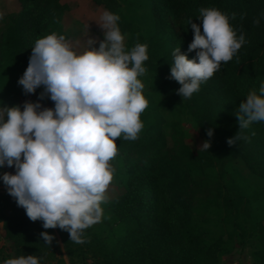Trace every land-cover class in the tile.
I'll return each instance as SVG.
<instances>
[{"label": "trees", "instance_id": "16d2710c", "mask_svg": "<svg viewBox=\"0 0 264 264\" xmlns=\"http://www.w3.org/2000/svg\"><path fill=\"white\" fill-rule=\"evenodd\" d=\"M91 1L119 15L128 48L137 42L147 44V78L141 77L148 100L140 116L143 129L135 140L117 138L120 192L101 204L99 230L85 229L83 243L70 240V234L59 227L43 228V221L31 220L15 198L0 192L1 260L34 254L43 257L41 264L57 255L62 264L86 258L93 264H219L228 242L209 227L205 215L214 207L226 210L237 235L252 244L254 262L264 264V188L239 189L232 182L235 194L217 187L199 200L200 177L212 168L214 158L239 159L264 181V121L240 130L236 115L241 101L264 81V19L253 22L264 11V0ZM18 4L20 11L0 33V103L8 106L20 105L26 94L18 80L28 66L31 47L53 31L63 34L62 16L71 8L59 0H18ZM123 4L131 7V15H126ZM202 7L235 13L230 23L247 42L230 61L221 63L198 92L183 98L177 92L181 85L170 78L172 51L179 47L189 59L195 57L196 50L188 51L194 38L188 21L200 24L197 16ZM140 10L147 11L144 19L136 16ZM162 106L188 115L203 140L210 141L208 151H191L178 124L166 122L160 114ZM238 132L240 139L229 145L227 140ZM231 179L243 182L234 169ZM45 231L53 235L50 245L40 235Z\"/></svg>", "mask_w": 264, "mask_h": 264}, {"label": "clouds", "instance_id": "9594fccd", "mask_svg": "<svg viewBox=\"0 0 264 264\" xmlns=\"http://www.w3.org/2000/svg\"><path fill=\"white\" fill-rule=\"evenodd\" d=\"M235 16L202 7L200 24L189 19L194 38L188 51L196 50V55L189 59L174 48L170 64V78L181 85L177 92L183 98L198 92L247 42L230 23ZM119 19L107 9L101 12L97 24L104 39L98 48L91 47L95 41L88 39V46L79 51L55 31L35 41L18 83L26 94L43 86L40 99L47 94L54 107H42L39 100L25 101L22 109L0 103V168H15L14 174H0V180L31 220L43 221L45 229L66 230L76 243H83L84 230L102 218L101 204L108 199L106 189L115 171L109 162L118 151L117 138L138 137L143 129L140 116L148 106L141 79L147 72V44L137 42L128 48ZM261 19L264 11L253 22L259 24ZM236 115L240 130L264 121V81L241 101ZM207 135H213L211 129ZM238 139L239 132L227 143ZM209 147L205 140L199 150ZM40 235L51 244L53 235L46 231ZM42 260L29 254L0 264Z\"/></svg>", "mask_w": 264, "mask_h": 264}, {"label": "rangeland", "instance_id": "374dc122", "mask_svg": "<svg viewBox=\"0 0 264 264\" xmlns=\"http://www.w3.org/2000/svg\"><path fill=\"white\" fill-rule=\"evenodd\" d=\"M61 4L70 5V11L63 14L61 20L62 33L66 36V39L79 51H83L88 46V39H93L95 43L91 47H99V43L104 39L103 29L97 24L99 16L103 10L101 6L95 5L91 0H59ZM126 15H131L132 9L129 5H122ZM20 11L18 0H0V33L8 22L9 18L14 16ZM147 11H138L136 16L144 19ZM128 35L125 34V44H127ZM144 78H147L144 76ZM146 81V79H145ZM43 91V86L36 89L34 93H27L20 99V106L23 108L25 101L35 102L40 101L42 107H54V101H52L47 94L43 99H40V93ZM160 114L166 122H175L178 124L179 130L182 133L183 141L186 146L190 148L195 154L199 151V147L204 142L203 138L196 129H194L193 122L190 117L178 109L173 111L167 107L162 106ZM115 169L113 179L106 189L109 202L119 195L120 184L116 178V172L118 171L117 158L114 157L109 162ZM232 169L236 171L243 182L232 181ZM3 172L13 173L15 172L14 166H5L0 168V174ZM201 179L202 192L199 195V200L203 199L204 193L212 192L215 188H220L223 191L229 190L230 193L235 194V189H232V182H235L237 188L241 189L243 185L249 187L254 191H260L264 188V181L253 175L239 159L228 161L227 158H218L212 160V168L205 170ZM0 192L3 194H9L7 187L3 181L0 180ZM10 195V194H9ZM13 197V196H12ZM14 198V197H13ZM199 208V207H198ZM200 210V209H199ZM201 212V211H200ZM209 220V227L216 233H221L224 240L228 242L227 252L221 257L219 264H256L253 259V246L250 241H243L241 237L234 231V226L230 225L228 220V214L226 210H217L214 207H210L205 215ZM100 223L96 222L88 229L91 231H98ZM0 235L3 236V232L0 229ZM4 242H0L2 246ZM10 255L13 253L9 252ZM2 257V256H1ZM0 257V261L1 260ZM60 257L51 259L47 264H62ZM76 264H93L90 258L83 260H77Z\"/></svg>", "mask_w": 264, "mask_h": 264}, {"label": "water", "instance_id": "95a60500", "mask_svg": "<svg viewBox=\"0 0 264 264\" xmlns=\"http://www.w3.org/2000/svg\"><path fill=\"white\" fill-rule=\"evenodd\" d=\"M58 242H59V246H60V249L62 250V252H63V247H62V245H61V242L58 240Z\"/></svg>", "mask_w": 264, "mask_h": 264}]
</instances>
